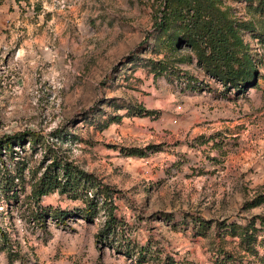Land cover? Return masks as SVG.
<instances>
[{
	"label": "rangeland",
	"instance_id": "obj_1",
	"mask_svg": "<svg viewBox=\"0 0 264 264\" xmlns=\"http://www.w3.org/2000/svg\"><path fill=\"white\" fill-rule=\"evenodd\" d=\"M182 1L184 13L208 17L212 4L234 21L256 85L208 73L184 14L173 21ZM159 17L172 25L159 30ZM24 129L114 187L125 233L152 250L142 264H264V200L251 204L264 194V13L254 1L0 0V135ZM44 163L26 140L0 149V264H139L95 244L101 210L62 223L53 209L79 199L49 191L32 203Z\"/></svg>",
	"mask_w": 264,
	"mask_h": 264
},
{
	"label": "trees",
	"instance_id": "obj_2",
	"mask_svg": "<svg viewBox=\"0 0 264 264\" xmlns=\"http://www.w3.org/2000/svg\"><path fill=\"white\" fill-rule=\"evenodd\" d=\"M248 1H254L255 8L264 13V0ZM182 2H178V7L174 8V16L177 17H174L173 21L180 18L178 16L182 13L184 14L183 19L187 20L186 24L189 26L186 40L195 47L198 60L202 62L208 73L225 86L245 88L256 85V68L252 55L242 46V40L234 27V21L224 17L222 12L212 4L206 6L209 11L208 17L201 15L199 10L196 13L188 14V11L184 13L181 9L186 8L185 3H187L186 9H189V1ZM237 24L252 28L248 23ZM171 25L172 21H169L167 17H159L155 20V27L159 30L165 31ZM150 112L153 111L150 110ZM48 138L49 136H44L38 130L33 129L16 130L0 135V149L7 152H11L14 145H22L25 140L35 149L39 148L42 151V159L45 163L42 164L38 175L34 173L35 171L33 172L35 178L29 187L28 195L32 203L38 206L40 197L49 191L65 194L72 199L77 198L82 203L80 207L73 210L55 208L53 209L55 218L63 223L65 217L77 214L85 220H91L101 210L103 220L93 235L96 245H110L118 252L127 255L136 254L139 264L152 258L153 253L148 245L136 243L125 233V223L115 213L114 194L116 191L114 187L98 180L94 181L95 178L91 173L86 172L62 154L59 146ZM130 152L137 154L142 153V150L133 148ZM7 182L6 179L4 184ZM261 200H264V194L255 196L251 204H258ZM34 217L38 221L41 220L39 213H35ZM259 221L261 223L263 219ZM254 222L255 217H252L247 224L241 226L240 241L246 245L251 243L250 226H253ZM199 223L202 224V221Z\"/></svg>",
	"mask_w": 264,
	"mask_h": 264
}]
</instances>
